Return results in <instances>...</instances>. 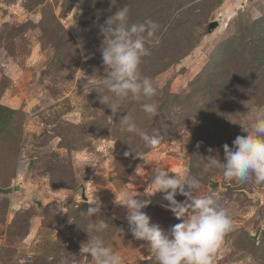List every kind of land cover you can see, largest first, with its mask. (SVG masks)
I'll list each match as a JSON object with an SVG mask.
<instances>
[{
  "label": "rangeland",
  "instance_id": "374dc122",
  "mask_svg": "<svg viewBox=\"0 0 264 264\" xmlns=\"http://www.w3.org/2000/svg\"><path fill=\"white\" fill-rule=\"evenodd\" d=\"M219 1L0 0V264H94L81 247L99 220L124 264H156L115 194L148 201L142 211L167 232L180 221L151 194L157 168L179 170L198 181L195 195L230 210L212 264H264V185L202 171V157L223 161V146L245 134L239 124L264 106V0ZM125 4L130 23L159 25L140 69L158 89L155 118L131 96L113 116L95 91L105 75L101 26ZM126 115L160 144L122 131ZM95 197L101 213L90 217Z\"/></svg>",
  "mask_w": 264,
  "mask_h": 264
},
{
  "label": "clouds",
  "instance_id": "9594fccd",
  "mask_svg": "<svg viewBox=\"0 0 264 264\" xmlns=\"http://www.w3.org/2000/svg\"><path fill=\"white\" fill-rule=\"evenodd\" d=\"M111 4L115 6L117 0H111ZM129 19V8L125 4L101 26L105 75L95 86V91L100 103L109 108L113 116L121 112L122 101L131 96L140 102L141 110L149 118H155L159 105L154 98L158 89L140 69L143 58L150 56L151 49L160 43L159 25L153 21L130 23ZM119 123L122 131L139 137L149 147H156L161 142L159 137L150 136L128 115ZM239 125L245 134L238 135L232 147L223 146V161L218 156L202 157L206 161L202 171L220 170L226 180L264 185V106L251 109ZM130 154L125 152V156ZM169 173L155 169L150 183L151 194L162 193L168 204L161 206L167 207L180 221L167 232L151 223V218L142 211L148 201L137 199L127 189H120L118 196L115 194V203L126 208L130 232L135 239L146 242L156 264H212L225 234L233 227L230 210L219 204L213 195H195L199 189L198 181L189 180L179 170L174 176ZM177 194L186 199L178 202L175 199ZM86 211L90 217L101 213L98 198L89 203ZM107 228L104 220L89 223L86 232L97 235H89L87 242L82 244L81 253L89 256L94 264H124L123 257L98 235Z\"/></svg>",
  "mask_w": 264,
  "mask_h": 264
},
{
  "label": "water",
  "instance_id": "95a60500",
  "mask_svg": "<svg viewBox=\"0 0 264 264\" xmlns=\"http://www.w3.org/2000/svg\"><path fill=\"white\" fill-rule=\"evenodd\" d=\"M218 22L217 21H214L213 23H211V25H210V28L212 29V28H216V27H218ZM210 185L212 186V187H217L218 185H219V182L218 181H211L210 182ZM83 197L86 199L87 198V196H86V194H85V192H83Z\"/></svg>",
  "mask_w": 264,
  "mask_h": 264
},
{
  "label": "trees",
  "instance_id": "16d2710c",
  "mask_svg": "<svg viewBox=\"0 0 264 264\" xmlns=\"http://www.w3.org/2000/svg\"><path fill=\"white\" fill-rule=\"evenodd\" d=\"M222 0H220L219 2L221 3Z\"/></svg>",
  "mask_w": 264,
  "mask_h": 264
}]
</instances>
